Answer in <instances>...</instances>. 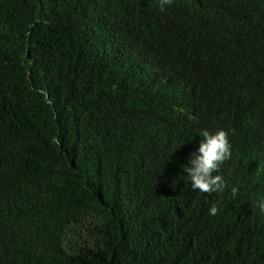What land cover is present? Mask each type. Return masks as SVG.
Returning <instances> with one entry per match:
<instances>
[{"label": "trees", "instance_id": "16d2710c", "mask_svg": "<svg viewBox=\"0 0 264 264\" xmlns=\"http://www.w3.org/2000/svg\"><path fill=\"white\" fill-rule=\"evenodd\" d=\"M261 202L264 0H0V264H264Z\"/></svg>", "mask_w": 264, "mask_h": 264}, {"label": "clouds", "instance_id": "9594fccd", "mask_svg": "<svg viewBox=\"0 0 264 264\" xmlns=\"http://www.w3.org/2000/svg\"><path fill=\"white\" fill-rule=\"evenodd\" d=\"M170 3L171 0H160L161 10H163L164 5ZM200 134L203 139L200 142L198 151L193 153L189 163L183 166L184 170L190 178L191 187L194 190H198L201 193L223 191L225 183L222 175H213V173H218L220 165L231 158L232 153L228 133L222 129L215 132L205 129ZM237 191L236 187L232 188L233 196L236 195ZM259 207L264 211V202H261ZM217 212V206L212 204L209 214L215 216Z\"/></svg>", "mask_w": 264, "mask_h": 264}]
</instances>
